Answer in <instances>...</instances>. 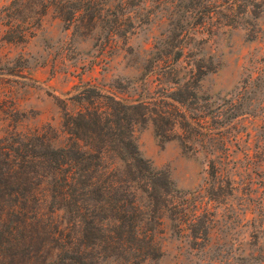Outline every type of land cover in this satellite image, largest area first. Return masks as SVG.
I'll list each match as a JSON object with an SVG mask.
<instances>
[{"label": "trees", "instance_id": "1", "mask_svg": "<svg viewBox=\"0 0 264 264\" xmlns=\"http://www.w3.org/2000/svg\"><path fill=\"white\" fill-rule=\"evenodd\" d=\"M110 1L12 0L0 10L4 38L27 41L50 11L68 26L82 19L91 29L102 25L113 36H125L136 26L133 9L147 0H119L115 9ZM262 6L263 0H187L185 8L190 20L217 18L235 25L246 15L257 18ZM182 55L178 50L164 67L177 72L174 63ZM199 79L194 72L183 82L168 79L175 88L164 86L149 99L88 85L79 94L88 105L64 115L62 144L54 143L52 127L17 131L16 145L0 140V264H146L162 253L156 231L165 211L177 233L206 250L214 238L216 205L235 189L222 157L209 159L203 186L184 191L141 154L134 135L138 125L152 119L163 138L207 135L217 142L230 121H222V105L213 107L199 94ZM241 114L236 111L231 122ZM209 141L201 147L212 154L228 149ZM46 181L47 211L41 196ZM139 190L147 196V207L138 202Z\"/></svg>", "mask_w": 264, "mask_h": 264}, {"label": "rangeland", "instance_id": "2", "mask_svg": "<svg viewBox=\"0 0 264 264\" xmlns=\"http://www.w3.org/2000/svg\"><path fill=\"white\" fill-rule=\"evenodd\" d=\"M11 1L0 0V10ZM118 1L108 6L115 9ZM185 6L187 0H147L133 9L136 26L125 36H113L102 25L91 29L82 19L68 26L50 11L33 36L13 42L4 38L0 21V140L16 145L17 131L52 127L54 143L62 144L64 115L88 105L79 100L86 86L149 99L164 86L175 88L168 79L183 82L194 72L200 78L199 94L213 107L222 105V121H230L223 135L217 142L207 135L166 139L148 119L135 128L136 142L141 154L167 171L180 190L203 186L209 159L219 160V155L235 189L216 205L214 238L206 250L192 247L186 235L177 233L165 211L156 231L162 253L146 264H264V0L257 18L246 15L235 25L217 18L190 20ZM148 15L149 22L140 23ZM180 49L177 72L170 71L165 61ZM236 111L242 114L231 122ZM209 139L228 149L212 154L201 147ZM137 195L147 207L146 194L139 190ZM41 196L47 211V181Z\"/></svg>", "mask_w": 264, "mask_h": 264}]
</instances>
